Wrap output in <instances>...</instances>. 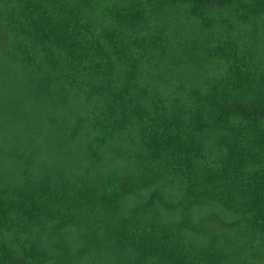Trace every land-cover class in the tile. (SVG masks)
Wrapping results in <instances>:
<instances>
[{
    "label": "trees",
    "instance_id": "obj_1",
    "mask_svg": "<svg viewBox=\"0 0 264 264\" xmlns=\"http://www.w3.org/2000/svg\"><path fill=\"white\" fill-rule=\"evenodd\" d=\"M0 264H264V0H0Z\"/></svg>",
    "mask_w": 264,
    "mask_h": 264
}]
</instances>
